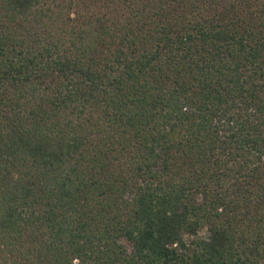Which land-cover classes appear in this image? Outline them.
<instances>
[{"label":"trees","instance_id":"trees-1","mask_svg":"<svg viewBox=\"0 0 264 264\" xmlns=\"http://www.w3.org/2000/svg\"><path fill=\"white\" fill-rule=\"evenodd\" d=\"M0 264H264V0H0Z\"/></svg>","mask_w":264,"mask_h":264},{"label":"rangeland","instance_id":"rangeland-1","mask_svg":"<svg viewBox=\"0 0 264 264\" xmlns=\"http://www.w3.org/2000/svg\"><path fill=\"white\" fill-rule=\"evenodd\" d=\"M201 235L206 237V236H207L206 231H203V232L201 233Z\"/></svg>","mask_w":264,"mask_h":264}]
</instances>
